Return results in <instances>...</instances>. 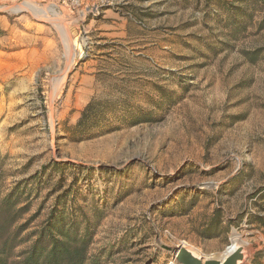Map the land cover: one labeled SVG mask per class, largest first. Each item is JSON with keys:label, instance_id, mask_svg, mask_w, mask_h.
<instances>
[{"label": "rangeland", "instance_id": "1", "mask_svg": "<svg viewBox=\"0 0 264 264\" xmlns=\"http://www.w3.org/2000/svg\"><path fill=\"white\" fill-rule=\"evenodd\" d=\"M217 10L206 0H0L7 190L66 163L64 188L77 178L103 210L89 250L101 264H182L179 245L222 258L234 230L242 264H264V226L252 217L264 215L254 195L264 186V53H245L264 48V2L238 38ZM92 101L101 124L74 133ZM59 174L16 223L30 241L14 260L55 203ZM216 210L221 232L207 238Z\"/></svg>", "mask_w": 264, "mask_h": 264}, {"label": "trees", "instance_id": "2", "mask_svg": "<svg viewBox=\"0 0 264 264\" xmlns=\"http://www.w3.org/2000/svg\"><path fill=\"white\" fill-rule=\"evenodd\" d=\"M264 0H206V5L214 3L221 16L223 27L231 38H238L245 34L250 23L254 19L255 12ZM226 45L230 42L225 41ZM251 61H255L264 53V48H256L246 51ZM94 101L90 102L82 112V117L74 127L79 134L89 132L94 126L101 124V114L93 118ZM130 111V110H127ZM126 111V113H127ZM140 115L134 116L133 124L149 118ZM4 156L0 153V264H101L100 254H90V244L93 232L102 218L103 210L98 201L84 196L76 185L78 179L64 188V174L68 166L63 162H55L45 165L41 171L36 172L28 179L15 182L7 190L5 183L6 175L3 168ZM60 173V180L53 185L49 195H56V201L39 230L34 232L35 240L21 254L20 260H14L15 250L21 243L30 240L18 238L23 225L15 228L16 223L30 210L32 205L33 191L38 197L43 185ZM257 195H264V186ZM80 199L84 202L80 203ZM187 211V210H185ZM264 226V215H252ZM222 217L216 210L214 219L209 227L204 230L207 238L217 237L221 232Z\"/></svg>", "mask_w": 264, "mask_h": 264}, {"label": "water", "instance_id": "3", "mask_svg": "<svg viewBox=\"0 0 264 264\" xmlns=\"http://www.w3.org/2000/svg\"><path fill=\"white\" fill-rule=\"evenodd\" d=\"M175 258L182 264H239L243 258L242 248H237L234 252L223 258H207L203 259L194 255L184 245H179L174 249Z\"/></svg>", "mask_w": 264, "mask_h": 264}, {"label": "bare ground", "instance_id": "4", "mask_svg": "<svg viewBox=\"0 0 264 264\" xmlns=\"http://www.w3.org/2000/svg\"><path fill=\"white\" fill-rule=\"evenodd\" d=\"M25 4H26L25 6L31 8V9L34 10L36 13H41V14H43V15L48 13V11H46V10H44L43 8H40V7H38V6H36V5L32 4V3H30V2H25ZM35 12H34V13H35ZM51 12L56 13V10L53 9V8H51ZM38 15H39V14H38ZM64 31H65V32H64L65 40L67 41V44H66V45H67V47L69 48L68 45H70V42L68 43V37H69L70 35H69L67 29H64ZM242 242H243V241H242V238H241V234H240L237 230H234V231H233V234H232V237H231V244L228 246L227 251L222 255V258L225 257V256H227L228 254L234 252L237 248H242L243 258L240 259V261H239V264H242V262H243V260H244V255H245V251H244V249H243V247H242ZM187 248H188V247H187ZM188 249L191 250V251L194 253V255L200 257V256L198 255V253H197L195 250L190 249V248H188Z\"/></svg>", "mask_w": 264, "mask_h": 264}]
</instances>
